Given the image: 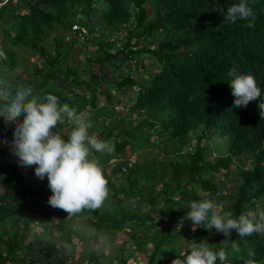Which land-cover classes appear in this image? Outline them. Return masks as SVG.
<instances>
[{"label":"trees","instance_id":"obj_1","mask_svg":"<svg viewBox=\"0 0 264 264\" xmlns=\"http://www.w3.org/2000/svg\"><path fill=\"white\" fill-rule=\"evenodd\" d=\"M101 1L0 0V49L9 48L4 51L9 57L12 46L30 47L40 56L33 70L13 73L11 67L18 79L8 83L41 90V99L56 95L78 113L88 106L94 110L88 114L90 134L96 131L98 139L113 146L111 153L93 150L89 157L103 173L111 165L119 180L104 174L108 198L96 210L84 209L92 241L78 235L80 245H87L82 264H128L134 251H146L149 242L147 259L141 255L138 263L172 264L185 259L194 243H208L213 251H226V264H264V234L241 238L235 230L230 237L221 233L213 243L215 228H189L187 248L162 250L178 226L188 224L183 215L191 201L212 200L221 214L234 218L264 210V118L258 108L264 102V0H245L255 17L252 28L245 27L252 18L224 20L227 8L240 0H104L100 7ZM82 29L83 41L77 33ZM154 33L162 37L150 48ZM73 53L80 57L74 60ZM143 55L149 64L140 63ZM230 69L256 78L261 97L255 104L233 107ZM120 93L128 96L122 102L128 116L113 110ZM97 114L103 123L97 124ZM15 126L0 122V235L7 236L8 250L3 257L8 261V253H16L30 235V261H73L62 250L65 243L75 244L78 232L66 224L68 213L48 204L41 230L31 228L40 203L51 193L44 187L47 177L37 178L35 166L20 165L12 153ZM65 126L67 139L72 126L58 125V130ZM147 149L154 154H142ZM125 227L132 229V245L114 241ZM126 248L131 249L128 255Z\"/></svg>","mask_w":264,"mask_h":264},{"label":"clouds","instance_id":"obj_2","mask_svg":"<svg viewBox=\"0 0 264 264\" xmlns=\"http://www.w3.org/2000/svg\"><path fill=\"white\" fill-rule=\"evenodd\" d=\"M249 18H252L251 21ZM238 19L249 21L245 27H254V14L245 0L228 7L224 15L225 21L234 23ZM0 57L6 58L2 49ZM228 75L234 76L229 82L235 97L234 108H246L250 102L254 101L255 104V100L261 97V88L253 75H237L235 69H230ZM34 91L32 86L13 88L7 81L0 80V117L5 124L15 122L16 125L12 153L18 157L20 165L35 166L37 178L43 180L47 177L52 192L48 204L53 208L75 215L84 209L96 210L102 207L109 196L108 181L99 162L89 157L93 150L111 153L113 146L90 134L92 124L87 112L78 113L68 104H61L53 94L41 99L34 95ZM120 104H115L113 109L120 110ZM258 108L264 118V102L259 103ZM65 123L72 126L67 139L58 130V125ZM189 209L186 218L191 221L193 230L198 227L209 230L215 228L225 237H230L235 230L241 238L254 233L264 234V210L234 218L231 213L221 214L212 200L191 201ZM74 243L81 244L78 240ZM234 250L239 251L235 246ZM37 260L44 264L57 263L41 259H32L29 263L34 264ZM136 260L137 256L134 263ZM218 260L219 264H226L227 254L224 249L217 252L208 243H194L185 259L176 258L172 264H217Z\"/></svg>","mask_w":264,"mask_h":264},{"label":"rangeland","instance_id":"obj_3","mask_svg":"<svg viewBox=\"0 0 264 264\" xmlns=\"http://www.w3.org/2000/svg\"><path fill=\"white\" fill-rule=\"evenodd\" d=\"M101 2H103V4L101 6H100V4L99 5L97 4V7L98 6L104 7V0H102ZM118 37H119V39L124 37L123 33L118 35ZM161 37H162L161 34L154 33V35L152 37V43H151L152 46H151V48L155 47V45L161 39ZM45 40L47 41L48 39H45ZM80 40L83 41L84 39L80 38ZM1 49L3 51H10V49L7 48V47H3ZM11 50L14 53L10 54L9 57L7 55H6V58L0 57V68H1L0 69V76H5V79L3 78V80H5L7 82L10 81L11 78H13L12 80L17 81L18 78L16 76L13 77L12 74L13 73H20L22 68L26 67V68H29V70H33L34 66H37V65L39 66V64H40V60H39L40 56H39V53H38L37 50H34V49L30 48V47H22V46H12ZM48 50L51 51V53L53 52L51 47H49ZM86 50L87 49H85V51ZM85 51L81 52V54L85 53ZM71 57L74 58V60H75L76 57H80V54L79 53H73ZM141 62H144L145 64H149L151 62V60L149 58H147L145 55H143V56H141L140 63ZM11 67H13V69H14L13 73L11 71ZM94 67H96V66L94 65ZM141 70H143V69H141ZM146 70H144V71H146ZM27 77H28L27 79H29V81H30L31 80L30 76L27 75ZM16 83H19V82H15V84ZM49 86L51 88H53V89L56 88V84L53 83V82H50ZM101 86L105 87L106 83H103V85L101 84ZM126 90H128V88ZM40 93H41V90H39L38 93H37V90H36L34 95L35 96H37V95L41 96ZM98 100L99 101H104L101 96H98ZM123 101L124 102H128L127 95L126 94L122 95V93H120L119 94V98H118V102H121V104H120V107H121L120 109L121 110H114V109L113 110L117 111V112L121 111L120 112L121 116H128L129 109H127L126 105L122 104ZM99 105L102 106V104H99ZM87 108H88V106L83 111H80V112H87L88 114L94 113V110H92V112H91ZM133 115L135 116V114H133ZM103 116H105V115H103ZM101 119H102V117L99 114H97L96 115L97 124L103 123V121ZM1 121H4L2 117H0V122ZM59 130L62 131L63 133H66V132L70 131L69 130V126H65L64 128H61ZM93 135L94 136L97 135L96 131H94ZM128 149L132 150V147H128ZM145 153L154 154L153 152H150V149H147L146 151L142 150V154H145ZM210 155H212V153ZM129 156L131 157L132 160L135 159V154H131ZM113 160L114 159H111L110 162H112ZM105 168L106 169H104V171H105L104 174H106L108 176V172H109V174L112 173V175H110V179L111 180L113 179L115 181L119 180L118 172L115 171L116 173H114V171L112 170L111 165L105 166ZM44 187H45L46 191L50 192L51 195H52V192H51L50 188L48 187V183H47V185H44ZM108 189H109V187H108ZM0 192H2L1 188H0ZM48 199H49V196L45 195L44 202H41L40 205H39L40 209H41V212H40V214H38L36 221L31 225V228L33 230H37V231L39 230L40 231L39 226L41 225L42 220H45V217L43 216V213L48 211L47 210ZM263 200H264V196H263ZM224 202H227V201H224ZM105 205H106L105 207L107 208V210L110 211L112 209V206L109 207L110 206L109 202H106ZM36 209H37V206L33 207L32 208V213H35ZM189 211H190V209H189ZM167 216L169 218L171 217L170 215H167ZM183 217H184L183 219L186 220L188 222V224H186V226H183V225L182 226L181 225L178 226V230L175 231L174 234L173 233L171 234V237H170L171 240L169 242H167V245H164L162 250H166V249H170V248H175V249L177 248L178 249L180 245H184V248L188 247V245H189L188 242L191 241V238L186 236V235L190 233L189 228H191L192 231H194V230H193L191 221L187 220L186 214H185V216L183 215ZM67 219H68V221H66V224H68L69 226L72 225L73 227H71V229L75 230V231L76 230L78 231L75 234V237L73 238L74 241H77V239L79 237L78 236L79 234H80L81 237H86L87 236L88 231H89V229H91V227H90V224H89L88 219H87L86 211L83 210L82 212H80L78 214L68 215ZM165 221H166L165 218H163L161 220V222H163V225L166 223ZM64 229H67V228H64ZM62 230L60 232H62ZM145 230H147V233H151L153 228L145 229ZM131 231H132V229L130 227H125L123 230L118 231L116 234H114L115 235V240H114L115 243L121 245L124 242L125 245H130V244L132 245ZM47 233H50V232H47ZM28 234H29V232H28ZM52 234L54 235V237H57L58 240H59V236L58 235L56 236L54 233H52ZM213 234L215 235V237H213V239L210 242L214 243V240L217 241L216 237L220 236L221 233H219L217 231H214ZM88 236H89V238H91V241H92V236L90 234ZM102 237H101V239H102ZM3 239L7 240V236H4ZM3 239L1 238V235H0V264H6L5 257H3V253L7 254V251H8L6 249L7 248V242L4 241ZM29 241H31V236L30 235L27 238H25V241H24L23 244L19 245L20 248L15 251V252H18L17 254H12L11 252L8 253V254H11L9 260L7 261L8 264H19V262H20V264H30L29 260L27 259V255H28V251H27V249H28L27 245L28 244L27 243ZM76 246H78V247H76V249H75V244L74 245L72 243L71 244H68V243L64 244V248H62V250L65 251L64 253H67L68 256L73 257V261L69 257H66V263L65 264H80V263L82 264L83 263L84 252H85L83 250L84 246L80 245V244H77ZM107 246H108V244H107ZM150 247H152V243L151 242L147 243V250L146 251H141V250L137 249V250L134 251V255L132 257L134 259H136L135 255H137V258H140L141 255H142V256H144L147 259V256H148L147 253L151 251ZM80 248H81V251H80ZM130 248H128V249L126 248V252H125L126 254L125 255H128L131 252L130 250L132 248L131 249ZM43 249L44 248H42L41 250H43ZM30 250H31V248H30ZM41 250L38 249L37 251H34V252H39ZM104 251H106V249H104ZM113 251L115 252V249ZM113 251H111V252H113ZM74 253H75V256L77 257L76 259L73 256ZM108 257H109V254L106 255V259H108ZM101 259L103 260V258H101ZM134 259H130L128 264H141V263H138L137 260H136V263H134ZM156 263H158V262H156ZM143 264H147V262H144Z\"/></svg>","mask_w":264,"mask_h":264},{"label":"built area","instance_id":"obj_4","mask_svg":"<svg viewBox=\"0 0 264 264\" xmlns=\"http://www.w3.org/2000/svg\"><path fill=\"white\" fill-rule=\"evenodd\" d=\"M78 28H79L78 25H74V26H73V30H74V31L78 30ZM83 31H84V29H82V31H78V32H77L79 38H81V39H84ZM34 264H44V263H42V262H40V261L37 260ZM47 264H49V263H47ZM86 264H96V263L93 262V261H89V262H87Z\"/></svg>","mask_w":264,"mask_h":264},{"label":"crops","instance_id":"obj_5","mask_svg":"<svg viewBox=\"0 0 264 264\" xmlns=\"http://www.w3.org/2000/svg\"><path fill=\"white\" fill-rule=\"evenodd\" d=\"M88 235H89V234H87V236H88ZM90 235H91V234H90ZM87 236H86V237H87ZM87 238H88V240L91 242V238H89V236H88ZM83 244H84V243H83ZM83 244H82V245H83ZM76 245H77V244H75V249H76V247H78V246H76ZM85 245H86V244H85ZM83 246H84V245H83ZM86 246H87V245H86ZM85 249H86V247L84 246V249H83V250L85 251ZM105 249H106V248H105ZM80 251H81V248H80ZM105 252H107V249H106ZM16 253H17V252H16ZM16 253H14V254H16ZM74 254H75V253H74ZM74 257H75V259L77 258L75 255H74ZM6 264H8L7 261H6ZM80 264H81V263H80Z\"/></svg>","mask_w":264,"mask_h":264}]
</instances>
